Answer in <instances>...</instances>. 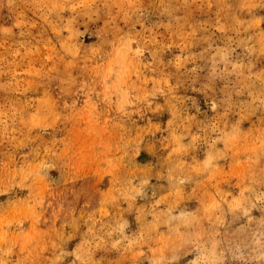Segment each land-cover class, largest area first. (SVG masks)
I'll return each mask as SVG.
<instances>
[{
  "label": "rangeland",
  "instance_id": "obj_1",
  "mask_svg": "<svg viewBox=\"0 0 264 264\" xmlns=\"http://www.w3.org/2000/svg\"><path fill=\"white\" fill-rule=\"evenodd\" d=\"M0 264H264V0H0Z\"/></svg>",
  "mask_w": 264,
  "mask_h": 264
}]
</instances>
